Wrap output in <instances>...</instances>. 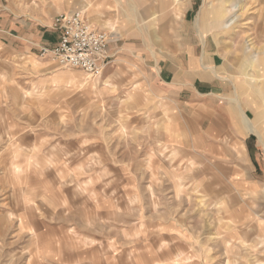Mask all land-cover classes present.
<instances>
[{"label":"rangeland","instance_id":"obj_1","mask_svg":"<svg viewBox=\"0 0 264 264\" xmlns=\"http://www.w3.org/2000/svg\"><path fill=\"white\" fill-rule=\"evenodd\" d=\"M97 1L0 0V264H264V144L245 125L264 138V0H110L178 37L117 39L97 77L40 56L58 14L91 21ZM187 25L220 84L197 89L190 124L151 84ZM23 47L68 73L59 86Z\"/></svg>","mask_w":264,"mask_h":264},{"label":"crops","instance_id":"obj_2","mask_svg":"<svg viewBox=\"0 0 264 264\" xmlns=\"http://www.w3.org/2000/svg\"><path fill=\"white\" fill-rule=\"evenodd\" d=\"M108 1L110 0H98L89 5L84 4V8L89 12L88 15L93 25L102 29L106 28L112 33L111 38L113 41L110 46V56L113 61L115 57L113 51H115L118 46L117 39L137 40L155 37L174 39L178 37V29L174 31H171L170 29L161 30L163 35L159 36L155 34L154 28L149 24L145 27H136L135 23L137 20L133 17L132 13L125 8V6H122L120 9L117 7L114 8L107 3ZM78 5L79 6H76L77 9H79L81 4L79 3ZM145 13L148 15L150 10L147 8ZM184 33L182 45L176 46L170 55L166 54L165 57H160L158 65H152L154 82L152 81L151 84L152 86H157L159 83L162 86H168V89L171 92L183 97V99L180 100V105L184 110L183 112H180V114H185V119L187 122L189 121L190 124V120L192 121L193 119L190 115V110L195 109L196 107L195 101L197 89L201 91H206L208 89L214 90L219 87L220 84L215 79L209 66H207L211 64L217 66L218 56L215 51L217 48L213 47L209 42H206L205 48H203L204 46L199 47L196 43V35L193 26L187 25V30H184ZM58 37L59 33L56 31L47 34V38L38 43L39 49L42 45L54 46L58 41ZM130 44L133 48L136 47L134 43ZM12 54L21 59L26 58L28 62L30 61V63L39 65V68L42 71L47 72V74L43 75V80L51 82L53 87L57 85L59 86L60 81L64 80V77L68 75L66 71L52 69L53 63L49 59L41 58L36 52H33L30 47L14 49L12 50ZM112 74L113 70H109L106 76L111 79ZM226 114L229 115L228 123L230 127H235V129L242 134L237 125V123L241 122L237 119V115L231 114V111L229 110H227ZM169 124V130L171 132L180 128V126H176L175 128L173 122ZM245 125L251 133H257L264 144V138L259 134L260 132L255 123L251 119L245 117ZM218 135L220 134L218 133Z\"/></svg>","mask_w":264,"mask_h":264},{"label":"built area","instance_id":"obj_3","mask_svg":"<svg viewBox=\"0 0 264 264\" xmlns=\"http://www.w3.org/2000/svg\"><path fill=\"white\" fill-rule=\"evenodd\" d=\"M52 27L59 33L58 41L54 46H40V56L60 67L79 68L89 76L103 74L111 60L107 30L93 25L81 10L58 14Z\"/></svg>","mask_w":264,"mask_h":264},{"label":"bare ground","instance_id":"obj_4","mask_svg":"<svg viewBox=\"0 0 264 264\" xmlns=\"http://www.w3.org/2000/svg\"><path fill=\"white\" fill-rule=\"evenodd\" d=\"M251 127H252V126H251ZM254 129H255V128H254ZM256 131H257V130H256ZM256 131H255V132H256ZM259 134H260V133H259ZM261 137H262V136H261Z\"/></svg>","mask_w":264,"mask_h":264}]
</instances>
